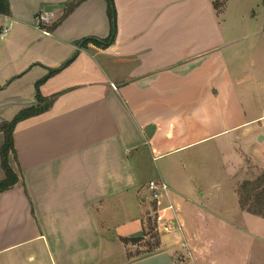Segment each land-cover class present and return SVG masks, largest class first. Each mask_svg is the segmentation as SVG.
<instances>
[{
	"label": "crops",
	"instance_id": "obj_1",
	"mask_svg": "<svg viewBox=\"0 0 264 264\" xmlns=\"http://www.w3.org/2000/svg\"><path fill=\"white\" fill-rule=\"evenodd\" d=\"M72 1L8 0L0 14V125L38 106L36 85L54 72L39 87L52 104L13 134L19 181L0 194V264H133L124 241L145 236L146 187L157 179L171 189L162 207L174 205L182 227L162 234L161 254L196 264L206 226L194 217L203 220L207 196L190 183L200 151L237 153V142L260 145L264 135V125L254 129L264 122V80L240 45L248 36L224 26L228 0L220 11V0H114L106 48L82 46L109 38L105 0L81 3L48 36L36 28L39 13L56 24ZM3 142L0 133V153Z\"/></svg>",
	"mask_w": 264,
	"mask_h": 264
},
{
	"label": "rangeland",
	"instance_id": "obj_2",
	"mask_svg": "<svg viewBox=\"0 0 264 264\" xmlns=\"http://www.w3.org/2000/svg\"><path fill=\"white\" fill-rule=\"evenodd\" d=\"M217 2L224 4V0ZM228 4L229 14L224 26L227 31H233L235 39L248 36L240 43L245 60L250 67L254 66L259 79L264 80V0H228ZM252 91L255 98L249 103L258 117L263 111L257 109L261 104L256 96L257 88ZM263 125L264 122L254 129ZM260 137L264 135L257 138L260 145H255L252 138L237 142L234 145L237 153L219 144L207 145L200 151L201 164L192 173L195 179L190 183L197 189L202 188L207 196V201L202 202L205 210L200 213L203 220L194 217L200 226H206L204 253L198 256L196 264H264V219L240 211L236 194L243 182L254 181L264 173L261 148L264 139L259 142ZM187 196L201 202L196 195ZM145 232L140 241L129 245L128 258L133 264L161 254L162 244H169L167 235L158 233L152 222L147 223ZM171 257L175 264H181L186 256L182 252L177 255L171 252Z\"/></svg>",
	"mask_w": 264,
	"mask_h": 264
},
{
	"label": "trees",
	"instance_id": "obj_3",
	"mask_svg": "<svg viewBox=\"0 0 264 264\" xmlns=\"http://www.w3.org/2000/svg\"><path fill=\"white\" fill-rule=\"evenodd\" d=\"M87 0H73L71 3L65 5V11L61 19L54 24L50 30L57 28L62 21H64L81 3ZM107 3L108 17L110 21L111 33L106 40H94L88 39L83 41L82 46L88 43H93L101 48H106L111 45L115 40L117 31V14L114 4V0H105ZM216 9L221 8L217 1L214 3ZM0 14H9V3L8 0H0ZM54 72H51L49 76L37 83V95L36 101L38 106L25 109L21 111L11 122L2 123L0 125V133L3 135L4 142L1 147V168L4 172L5 178L0 182V194L13 188L19 181L17 174L14 172L10 165V157L15 156L13 134L16 126L27 119L39 116L43 114L52 104L50 100L44 99L39 93L40 85L45 82ZM238 201L240 208L253 216L264 219V173L254 181H246L241 184L237 191ZM140 239H133L130 241L125 240L124 243H135ZM151 258V257H150Z\"/></svg>",
	"mask_w": 264,
	"mask_h": 264
},
{
	"label": "built area",
	"instance_id": "obj_4",
	"mask_svg": "<svg viewBox=\"0 0 264 264\" xmlns=\"http://www.w3.org/2000/svg\"><path fill=\"white\" fill-rule=\"evenodd\" d=\"M53 25V18L45 12L39 13L35 18L36 28L45 36L50 34L46 28ZM146 190L145 199L152 207L147 221L153 223L155 230L160 234H172L173 232L182 230V227L177 225L178 223L175 218L178 209L172 204L162 207L163 200L165 198L168 199L171 192L169 185L161 179L151 180L148 182ZM170 214L173 217H170Z\"/></svg>",
	"mask_w": 264,
	"mask_h": 264
},
{
	"label": "water",
	"instance_id": "obj_5",
	"mask_svg": "<svg viewBox=\"0 0 264 264\" xmlns=\"http://www.w3.org/2000/svg\"><path fill=\"white\" fill-rule=\"evenodd\" d=\"M264 137H260L259 142L263 140ZM137 264H175L173 259L168 254H159L157 256H153L146 260H143Z\"/></svg>",
	"mask_w": 264,
	"mask_h": 264
}]
</instances>
